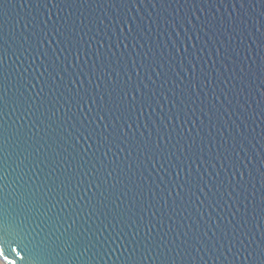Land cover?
Here are the masks:
<instances>
[{"label":"water","instance_id":"95a60500","mask_svg":"<svg viewBox=\"0 0 264 264\" xmlns=\"http://www.w3.org/2000/svg\"><path fill=\"white\" fill-rule=\"evenodd\" d=\"M0 262L264 264V0H0Z\"/></svg>","mask_w":264,"mask_h":264},{"label":"snow or ice","instance_id":"6c2138e0","mask_svg":"<svg viewBox=\"0 0 264 264\" xmlns=\"http://www.w3.org/2000/svg\"><path fill=\"white\" fill-rule=\"evenodd\" d=\"M12 236H16L15 235V231H14V228L12 226H9L8 227V232H7V238L9 239Z\"/></svg>","mask_w":264,"mask_h":264},{"label":"crops","instance_id":"0c3cea01","mask_svg":"<svg viewBox=\"0 0 264 264\" xmlns=\"http://www.w3.org/2000/svg\"><path fill=\"white\" fill-rule=\"evenodd\" d=\"M0 264H1V262H0Z\"/></svg>","mask_w":264,"mask_h":264}]
</instances>
